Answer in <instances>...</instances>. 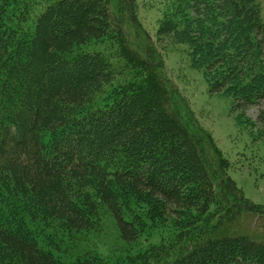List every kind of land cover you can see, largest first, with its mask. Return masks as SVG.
Returning a JSON list of instances; mask_svg holds the SVG:
<instances>
[{
	"label": "trees",
	"instance_id": "trees-1",
	"mask_svg": "<svg viewBox=\"0 0 264 264\" xmlns=\"http://www.w3.org/2000/svg\"><path fill=\"white\" fill-rule=\"evenodd\" d=\"M38 1L0 0V264H103L97 251H77L100 208L126 246L153 221L170 230L114 264H264V207L236 186L171 89L137 0H121L127 14L116 15L111 0ZM261 1L186 0L184 15L197 26L187 43L209 93L237 87L232 110L257 109L258 139ZM174 21L164 18L157 37L179 29ZM92 41L108 46L81 51Z\"/></svg>",
	"mask_w": 264,
	"mask_h": 264
},
{
	"label": "rangeland",
	"instance_id": "rangeland-1",
	"mask_svg": "<svg viewBox=\"0 0 264 264\" xmlns=\"http://www.w3.org/2000/svg\"><path fill=\"white\" fill-rule=\"evenodd\" d=\"M137 5L139 21L162 57L165 77L168 78L171 89L175 91L185 109L192 111L196 126L200 125L210 132L217 147L230 163L228 174L236 186L243 191L247 199L264 207V139L256 137L257 109L253 108L242 114L232 110L231 96L233 92H238L237 87L232 86L225 91L231 96L224 93L223 95L209 93L203 66L192 63L190 58L192 54L187 43L190 36L188 31H193L197 26L194 24L189 26L185 23L184 15L191 14L186 0H137ZM41 8L43 7L33 6L31 11H40ZM120 8L122 14H127L125 6L121 5V0H111L112 14L116 15ZM164 18L175 20L174 22L180 26L175 32L158 38L156 30ZM222 19L216 17L208 20L201 27L212 30V24L219 25ZM260 19L264 23V0L260 2ZM126 29L129 32V29ZM132 33L131 29L129 38L131 41H133ZM104 45L108 46V43L92 41L81 48V51H102ZM113 52L115 56L112 63L119 67L124 62L114 48ZM259 135L264 136L263 133ZM55 231L53 234L58 235L59 231L57 229ZM146 231L148 234L146 233L138 244L126 246L120 241L115 223L109 213L100 208L97 228L83 235L82 242H78L77 251L82 249L97 251L103 258V264H114L123 251L137 252L150 242H161L162 237H167L170 233L167 224L163 221H153Z\"/></svg>",
	"mask_w": 264,
	"mask_h": 264
}]
</instances>
